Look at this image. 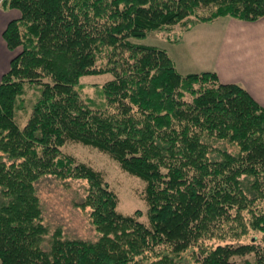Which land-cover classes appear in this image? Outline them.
<instances>
[{"label": "trees", "instance_id": "16d2710c", "mask_svg": "<svg viewBox=\"0 0 264 264\" xmlns=\"http://www.w3.org/2000/svg\"><path fill=\"white\" fill-rule=\"evenodd\" d=\"M16 52L0 81V264H264V107L215 72L181 74L167 49L221 18L254 22L264 0H2ZM111 74L90 105L81 79ZM26 118V119H25ZM26 120L22 125L21 121ZM24 120V121H25ZM82 144L144 183L146 220L125 214ZM221 143L233 147L229 150ZM87 182L96 239L45 222L37 183ZM260 233L262 237H252ZM255 235V234H254Z\"/></svg>", "mask_w": 264, "mask_h": 264}, {"label": "rangeland", "instance_id": "374dc122", "mask_svg": "<svg viewBox=\"0 0 264 264\" xmlns=\"http://www.w3.org/2000/svg\"><path fill=\"white\" fill-rule=\"evenodd\" d=\"M144 44L168 48L170 45L163 33H153L147 39L142 40ZM112 79L111 74L87 76L81 79L79 91L85 101L98 109L104 107L101 86ZM26 119V118H25ZM24 119V120H25ZM21 121L22 125L25 121ZM221 143L229 150L233 147ZM63 151L74 156L78 162L85 163L104 173L119 196V209L125 214H132L137 210L142 211V220H146L147 205L144 202V183L125 171L109 155L82 144L68 143ZM87 182L78 180L61 181L53 176L42 178L37 183V190L43 206L44 222L52 229L61 227L64 235L68 238L96 239L98 234L91 222L90 210L79 207L86 196ZM255 234V235H254ZM262 237L260 233H252L245 242H250L252 237ZM193 253L189 251L184 260L185 264H194ZM246 259H253V255L244 258H236V263L241 264Z\"/></svg>", "mask_w": 264, "mask_h": 264}, {"label": "crops", "instance_id": "0c3cea01", "mask_svg": "<svg viewBox=\"0 0 264 264\" xmlns=\"http://www.w3.org/2000/svg\"><path fill=\"white\" fill-rule=\"evenodd\" d=\"M1 2L0 81L16 54L3 34L21 16L18 10L2 8ZM166 46L181 74L215 72L221 82L241 85L264 107V17L254 22L221 18L187 32L182 43Z\"/></svg>", "mask_w": 264, "mask_h": 264}]
</instances>
